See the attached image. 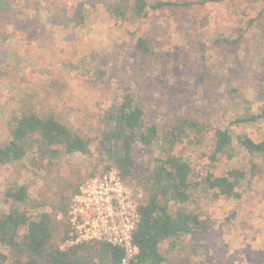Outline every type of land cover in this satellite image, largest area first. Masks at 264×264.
Listing matches in <instances>:
<instances>
[{"label": "rangeland", "instance_id": "374dc122", "mask_svg": "<svg viewBox=\"0 0 264 264\" xmlns=\"http://www.w3.org/2000/svg\"><path fill=\"white\" fill-rule=\"evenodd\" d=\"M187 1L193 3L149 9L137 23L118 25L101 0H14V21L0 30V142L9 137L11 116L22 111L54 113L91 140L92 154L64 155L50 171L32 165L31 155L19 164H0V209L9 207L3 199L7 185L18 180L28 185L33 199L46 200L51 212H56L53 203L63 191L68 215L58 213V218L70 224L89 190L105 174L117 173L105 171L96 138L104 110L131 90L146 120L161 129L181 116L209 124L201 144L185 138L176 147L201 176L208 171L220 175L235 166L252 171L239 198L200 191L187 203L209 217L210 228L198 237L184 235L175 247L172 238L163 241L165 261L160 264H264V156H252L236 145L233 159L210 158L217 127H230L234 135L255 140L264 137V119L231 124L244 105L256 110L264 105V96H257L258 88L264 89V40L256 23H250L264 1ZM79 3L84 17L76 24L72 17ZM139 35L151 40V58L134 50ZM238 36L242 38L237 45L217 41ZM160 150L159 143L137 146L134 175L123 180L136 205L145 199L143 182ZM63 234L59 226L56 238Z\"/></svg>", "mask_w": 264, "mask_h": 264}, {"label": "trees", "instance_id": "16d2710c", "mask_svg": "<svg viewBox=\"0 0 264 264\" xmlns=\"http://www.w3.org/2000/svg\"><path fill=\"white\" fill-rule=\"evenodd\" d=\"M101 1L108 16L118 25L137 23L147 16L149 9L193 3L187 0ZM83 17L84 5L79 3L72 21L81 24ZM14 18V0H0V30L12 24ZM250 23H256L264 40V7L250 19ZM241 38L222 37L217 41L237 45ZM133 48L142 58L154 55L151 40L143 35L135 37ZM262 87L258 88L261 95L257 96H264ZM234 92L239 91L234 88ZM261 119H264V105L257 110L252 105H244L242 115L233 119L231 124ZM9 127V137L0 142V164H19L31 155L34 158L32 165L50 171L64 155L92 154L91 140L70 128L54 113L40 115L34 111H22L11 116ZM208 129L209 124L189 116H181L177 123L161 129L157 123L146 120V111L131 90L124 93L121 101L104 110L95 145L101 160L106 162L105 171L116 169L123 180H129L136 170L137 146L157 143L161 146L160 154L151 160L152 167L143 182L145 199L138 204L139 219L133 232L137 253L127 264H160L165 261L160 251L163 241L172 238L171 246L175 247L177 239L184 235L198 237L206 233L211 225L209 217L191 210L187 204L200 191L215 196H241L239 189L250 179L252 171L249 174L244 167L235 166L220 175L208 171L201 176L176 151L178 143L185 138L190 144H201ZM211 138L214 142L212 160L222 155L233 159L237 155L236 145L252 156H264V137L255 140L246 134L234 135L230 127H217ZM33 198L27 184L13 180L7 185L3 199L9 207L0 209V264H123L124 250L119 246L97 240L68 243L71 223L58 218V213L68 215V196L63 191L53 203L56 212L46 208L49 204L46 200ZM31 208L37 211L33 212ZM59 226L64 228V234L56 238L55 231Z\"/></svg>", "mask_w": 264, "mask_h": 264}, {"label": "built area", "instance_id": "2783aa9c", "mask_svg": "<svg viewBox=\"0 0 264 264\" xmlns=\"http://www.w3.org/2000/svg\"><path fill=\"white\" fill-rule=\"evenodd\" d=\"M94 187L71 218L68 243L91 240L111 243L124 250L122 263L127 264L137 253L133 232L139 219L138 205L118 173L105 174Z\"/></svg>", "mask_w": 264, "mask_h": 264}]
</instances>
